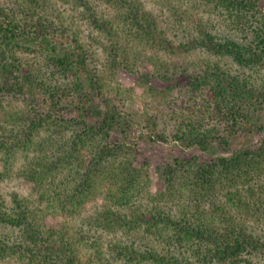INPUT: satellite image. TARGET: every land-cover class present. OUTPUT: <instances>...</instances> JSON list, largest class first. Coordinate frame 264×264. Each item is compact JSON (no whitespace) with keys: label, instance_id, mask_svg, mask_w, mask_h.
Here are the masks:
<instances>
[{"label":"trees","instance_id":"16d2710c","mask_svg":"<svg viewBox=\"0 0 264 264\" xmlns=\"http://www.w3.org/2000/svg\"><path fill=\"white\" fill-rule=\"evenodd\" d=\"M71 1L70 16L52 0H0V264H258L259 0ZM30 52L70 83L47 82L23 63ZM122 70L140 87L168 83L149 116L126 108ZM142 122L160 141L159 125L171 122L184 149L231 155L176 158L168 194L153 196L127 142Z\"/></svg>","mask_w":264,"mask_h":264},{"label":"rangeland","instance_id":"374dc122","mask_svg":"<svg viewBox=\"0 0 264 264\" xmlns=\"http://www.w3.org/2000/svg\"><path fill=\"white\" fill-rule=\"evenodd\" d=\"M248 1H254V0H248ZM52 2L55 3V8L57 10V14L63 9H69L68 15H72V10L70 9V5L75 8L74 1L71 0H52ZM51 2V4H52ZM70 3V5H69ZM74 4V5H73ZM81 4V3H80ZM259 4L261 7V10L264 12V0H259ZM105 6V5H104ZM107 6H105V9ZM69 21H74L76 19L71 17H65ZM254 16L250 14V18L252 19ZM255 21V19H253ZM215 23V22H213ZM227 28H225L226 30ZM244 36L242 33L238 32L236 37L237 41L241 42L242 44L248 45L252 37H250L248 40L244 39ZM246 38V37H245ZM165 54L163 52H159V54ZM164 55V56H165ZM23 63L30 64V66H34L33 70H36L38 73L40 72L43 76L46 75V77L49 79H45L47 82H49L52 85L56 86H66L70 83V79L64 78L63 76H60L56 73V69L48 59V57L41 55L37 52H30L29 54H23L22 55ZM237 70L239 69V66L234 67ZM116 85L119 84L120 90L122 91L123 96H125V104L126 108L130 113H132L134 116H143L147 117L152 112V104L156 101L154 95L157 91H167L168 83L162 82L157 79H152L151 83L147 84L144 87H140L138 80L136 77L125 71L122 70L119 72L117 80L115 81ZM154 92H153V91ZM25 103L21 104L22 108L24 107ZM160 107V106H158ZM264 119V115H263ZM172 123L167 125L165 127L164 125H159L160 127V133H163L165 137L167 138V142L160 141V139L157 138L156 135L153 133H147V130L145 128V124L142 122L141 126L137 128L135 131V136L132 139H129L127 142L131 143L132 140H135V143L137 144L135 149L137 151L136 153V166L140 170H143V172L147 173V178L145 181V191L148 192V194L151 193V195H157L159 193L165 192V194H168V171L170 170V167L175 166L174 160L176 158H184L187 159H194L195 157H198V162L202 163H211L213 160H216L218 157L225 156L228 157L231 155V153H224L222 149H219L215 147L214 149H211L209 152H199L194 149H184L180 146V143H178L176 140H174L175 136V127L171 125ZM156 134V132H154ZM117 137H115L116 139ZM133 144V143H132ZM255 144V142H254ZM206 207L210 208L211 206L207 203H203ZM101 201L98 202V204L94 206H100ZM94 206L93 204H89L87 213L90 215L91 213H94ZM17 235L14 234L13 236ZM258 264H264V258H258L256 259Z\"/></svg>","mask_w":264,"mask_h":264}]
</instances>
